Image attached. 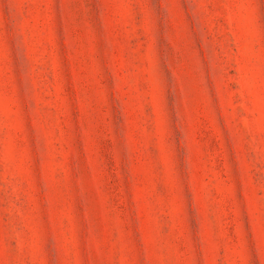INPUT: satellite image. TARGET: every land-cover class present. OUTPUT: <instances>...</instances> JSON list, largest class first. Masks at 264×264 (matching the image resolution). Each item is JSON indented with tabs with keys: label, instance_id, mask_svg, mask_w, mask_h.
<instances>
[{
	"label": "rangeland",
	"instance_id": "rangeland-1",
	"mask_svg": "<svg viewBox=\"0 0 264 264\" xmlns=\"http://www.w3.org/2000/svg\"><path fill=\"white\" fill-rule=\"evenodd\" d=\"M0 264H264V0H0Z\"/></svg>",
	"mask_w": 264,
	"mask_h": 264
}]
</instances>
